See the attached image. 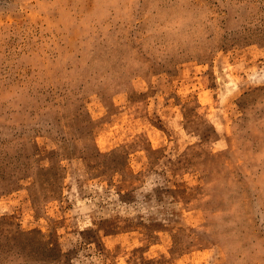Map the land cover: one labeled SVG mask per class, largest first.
<instances>
[{"label":"rangeland","instance_id":"374dc122","mask_svg":"<svg viewBox=\"0 0 264 264\" xmlns=\"http://www.w3.org/2000/svg\"><path fill=\"white\" fill-rule=\"evenodd\" d=\"M150 4L114 20L94 0H0V96L26 88L0 102V264H234L225 244L264 246V0H189L209 39L162 60L140 43ZM105 23L93 58L114 46L137 68L114 86L45 74Z\"/></svg>","mask_w":264,"mask_h":264},{"label":"clouds","instance_id":"9594fccd","mask_svg":"<svg viewBox=\"0 0 264 264\" xmlns=\"http://www.w3.org/2000/svg\"><path fill=\"white\" fill-rule=\"evenodd\" d=\"M76 2L78 3L79 0H76ZM94 2L97 4L103 3L112 8L115 12L114 20H128L131 19V7L136 0H94ZM188 3L189 0H151L150 7L144 16L147 27L140 34L141 46L148 55L162 60L174 54L178 49L196 50L208 41L209 34L205 30L206 16L186 7ZM51 4L53 6L70 5V0H51ZM107 15L112 16V12ZM105 20L108 21L107 16ZM111 26V23H105L92 31L82 59L72 63L71 70L64 67L65 58H60L51 67L48 64L43 66L45 74L51 77L60 69V78L69 80L78 78L81 73L86 72L94 84L114 86L121 73L137 68L140 61L136 59L135 52L128 56H120L114 50V46L103 51L101 57L93 58V43L96 41L98 31L102 35L99 36V41L96 42H107L112 45L108 32ZM85 28H87L86 23ZM87 34L86 31L85 35ZM3 58L4 53L0 49V59ZM24 91H26V88L13 89L0 96V102L5 100L11 102L14 97L19 99L20 93ZM208 187L211 188L212 185L209 184ZM234 213H236L235 206L229 210V214ZM224 215L226 213L216 212L211 214L210 219L222 223ZM234 223V220L229 221V224ZM239 249V244H225L223 247L224 260L227 261L229 256H232L234 264H245V260L249 261L250 264H264V246H262V242L252 244L250 248L243 250L239 259H236Z\"/></svg>","mask_w":264,"mask_h":264}]
</instances>
